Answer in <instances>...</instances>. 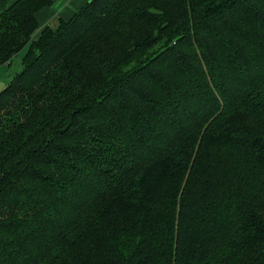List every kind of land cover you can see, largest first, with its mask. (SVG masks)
Wrapping results in <instances>:
<instances>
[{"label":"trees","instance_id":"1","mask_svg":"<svg viewBox=\"0 0 264 264\" xmlns=\"http://www.w3.org/2000/svg\"><path fill=\"white\" fill-rule=\"evenodd\" d=\"M0 0V264H264V0Z\"/></svg>","mask_w":264,"mask_h":264},{"label":"crops","instance_id":"2","mask_svg":"<svg viewBox=\"0 0 264 264\" xmlns=\"http://www.w3.org/2000/svg\"><path fill=\"white\" fill-rule=\"evenodd\" d=\"M87 0H52L48 5L36 14L40 28L45 24L55 27L59 19H68L77 9H79Z\"/></svg>","mask_w":264,"mask_h":264},{"label":"rangeland","instance_id":"3","mask_svg":"<svg viewBox=\"0 0 264 264\" xmlns=\"http://www.w3.org/2000/svg\"><path fill=\"white\" fill-rule=\"evenodd\" d=\"M27 50V46L24 49H21L16 56L13 57L11 63L8 64H0V90L5 87L7 82L11 79V77L15 74V72L20 70L21 60Z\"/></svg>","mask_w":264,"mask_h":264}]
</instances>
